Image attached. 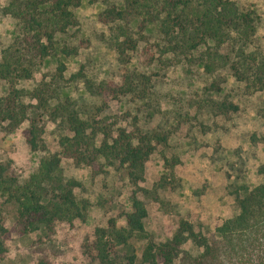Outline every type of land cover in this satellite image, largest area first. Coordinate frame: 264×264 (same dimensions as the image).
<instances>
[{
	"label": "trees",
	"instance_id": "16d2710c",
	"mask_svg": "<svg viewBox=\"0 0 264 264\" xmlns=\"http://www.w3.org/2000/svg\"><path fill=\"white\" fill-rule=\"evenodd\" d=\"M83 0H10L6 14L19 27L14 42L0 59V123L8 132L23 127V138L32 152L48 156L26 182L0 165V261L8 254L14 234L27 235L44 227L48 238L61 224L85 222L87 202L78 198L82 185L63 176V165L88 167L94 176L108 170L122 171L131 189L129 210L120 225L110 219L84 244L94 264H122L116 245L127 246L135 237L145 238L147 198L159 199L167 186L157 183L146 189V164L161 146L170 143L167 127L148 128L155 112L147 105L156 87L153 77L133 70L103 81L83 72L69 74L65 59L77 49L65 39L77 26L76 11ZM101 16L109 28L117 61L127 66L133 58L146 68L162 67L171 59L200 65L215 77L207 90L206 104L219 115L237 114L240 106L224 93L219 74L229 72L249 93L264 90V50L258 44V19L230 0H118ZM159 35L155 51L142 48L148 28ZM54 71L40 82L45 66ZM32 82L31 89L22 88ZM158 82V80H157ZM2 85L6 91L1 94ZM116 104L120 116L109 114ZM143 105V106H141ZM146 111H148L146 113ZM59 127L57 151L50 153L49 127ZM169 163V162H166ZM170 170L172 166H168ZM264 172V165L262 167ZM238 213L208 236L181 221L172 239L149 241L142 254L144 264H264V183L246 190L236 199ZM14 206L15 226L6 225L4 208ZM146 239V238H145ZM192 241L198 255L184 250ZM52 244L35 252L37 264H53ZM37 251V250H36Z\"/></svg>",
	"mask_w": 264,
	"mask_h": 264
},
{
	"label": "rangeland",
	"instance_id": "374dc122",
	"mask_svg": "<svg viewBox=\"0 0 264 264\" xmlns=\"http://www.w3.org/2000/svg\"><path fill=\"white\" fill-rule=\"evenodd\" d=\"M9 1L0 0V59L2 51L14 42L20 27L6 14ZM116 1L83 0L76 11L77 26L65 39L77 49V54L65 62L69 74L81 71L86 78L97 82L133 70L146 72L155 80L153 101L146 106L149 114L155 112L148 128L167 127L173 134L170 143L161 146L147 162L144 186L153 190L160 182L167 189L160 192L159 199L145 200L146 239L137 236L129 245L115 248L120 263L144 264L142 254L149 241H169L183 220L190 222L197 233L205 236L214 233L218 226L238 213L237 197L264 183V90L249 93L229 72H222L218 79L223 83L224 93L240 106L237 114L223 116L205 103L207 90L215 77L205 74L195 62L177 58L162 67L146 68L135 57L129 65H121L110 41L109 28L100 19L102 12ZM230 1L241 10L255 14L257 40L264 50V0ZM156 30L154 25L148 28L143 50L155 51L159 38ZM53 71V62L45 65L36 81L40 82ZM34 86L32 82L21 85L28 90ZM5 91L2 85L1 94ZM109 114L120 116L116 104L111 105ZM25 127L26 124L8 132L0 123V165H6L9 173L21 182L30 180L48 156L29 149L22 135ZM59 131L58 126L49 127L50 153L57 151ZM63 176L82 185L77 196L88 205L85 222L76 221L74 226L61 224L52 238H48L44 227L27 235L14 234L8 243V254L0 264H37L39 256L35 252L42 248L48 250L51 244L53 264H94L85 255L87 238H91L96 229L107 228L110 219L123 225L122 214L129 210L131 195L124 172L108 170L94 176L88 167L65 161ZM4 213L6 225L12 229L15 207L6 206ZM183 248L194 256L201 252L192 241Z\"/></svg>",
	"mask_w": 264,
	"mask_h": 264
}]
</instances>
